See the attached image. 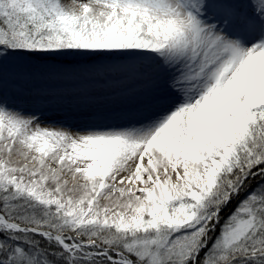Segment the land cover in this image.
I'll list each match as a JSON object with an SVG mask.
<instances>
[{
  "label": "snow or ice",
  "instance_id": "6c2138e0",
  "mask_svg": "<svg viewBox=\"0 0 264 264\" xmlns=\"http://www.w3.org/2000/svg\"><path fill=\"white\" fill-rule=\"evenodd\" d=\"M0 264H264V0H0Z\"/></svg>",
  "mask_w": 264,
  "mask_h": 264
},
{
  "label": "rangeland",
  "instance_id": "374dc122",
  "mask_svg": "<svg viewBox=\"0 0 264 264\" xmlns=\"http://www.w3.org/2000/svg\"><path fill=\"white\" fill-rule=\"evenodd\" d=\"M43 85H38V87H42ZM150 84L147 82H142V84H139L137 81H130L125 88L123 89L124 94L123 95H116L114 97L113 103H107L101 105L97 112V117L92 120L88 119H77L74 120H64L62 124H57L55 127H68L70 131L77 132L80 130H84L85 128L89 127L90 125H96V126H103V125H112V124H118L122 121L118 118V113L125 108L132 107L138 103L149 102L151 98V92L147 93L145 90H149ZM49 96V95H47ZM48 105L52 104L47 102ZM53 106V105H52ZM123 106V107H121ZM33 107H40L38 104H34ZM50 107V106H48ZM46 108V107H42ZM112 108V109H111ZM53 115V114H52ZM49 124V122H45L42 126H45Z\"/></svg>",
  "mask_w": 264,
  "mask_h": 264
},
{
  "label": "bare ground",
  "instance_id": "6f19581e",
  "mask_svg": "<svg viewBox=\"0 0 264 264\" xmlns=\"http://www.w3.org/2000/svg\"><path fill=\"white\" fill-rule=\"evenodd\" d=\"M138 82V81H137ZM139 84H142V82H138ZM150 89L149 90H145V92H147V93H149V92H151V86L149 87ZM47 102H49V103H52V104H50V105H48V106H50V107H48V106H46L47 104ZM58 103H60V101H59V99L58 98H56V97H53V96H51V95H49V96H47V95H41L40 96V98H39V102L38 103H36V104H38L40 107H46V108H44L45 110H50V109H53L54 108V106L56 105V104H58ZM53 105V106H52ZM121 107H123V106H121ZM112 109V108H111ZM48 114L49 115H56V113L54 112V111H48ZM77 119H79V118H75V119H71V120H74V121H76ZM47 126H49V124H47V125H45V126H43V127H47ZM102 203H103V201H102Z\"/></svg>",
  "mask_w": 264,
  "mask_h": 264
}]
</instances>
